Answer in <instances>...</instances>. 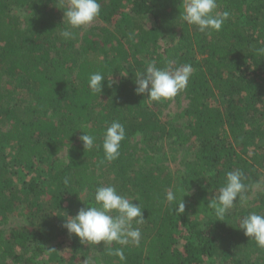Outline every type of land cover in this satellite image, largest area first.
<instances>
[{
	"label": "trees",
	"instance_id": "16d2710c",
	"mask_svg": "<svg viewBox=\"0 0 264 264\" xmlns=\"http://www.w3.org/2000/svg\"><path fill=\"white\" fill-rule=\"evenodd\" d=\"M99 3L105 25L65 39L67 0H0V225L15 213L27 221L0 229V264H264V248L238 227L248 213L264 214V191H253L264 177V56L255 54L264 47V0H217L230 15L209 33L182 22V0ZM17 7L27 10L23 19ZM152 60L170 70L190 65L187 88L163 102L136 94L135 76ZM95 72L106 79L101 93L88 86ZM172 101L183 126L157 114ZM113 121L125 139L107 161L102 136ZM81 126L96 138L91 150ZM164 140L189 146L193 158L169 170L156 158ZM236 170L244 202L216 220L208 201ZM108 185L138 199L139 246L82 244L61 226ZM178 187L190 193L182 214L165 203ZM120 248L124 260L110 254ZM47 251L56 260H44Z\"/></svg>",
	"mask_w": 264,
	"mask_h": 264
},
{
	"label": "clouds",
	"instance_id": "9594fccd",
	"mask_svg": "<svg viewBox=\"0 0 264 264\" xmlns=\"http://www.w3.org/2000/svg\"><path fill=\"white\" fill-rule=\"evenodd\" d=\"M101 4L99 0H67L64 9L63 22L67 27L60 33L65 38H74V29L90 25L99 15ZM229 12H219L217 0H182L180 17L183 23L194 26L200 33L220 31L224 22L229 18ZM255 54L264 56V47L255 49ZM170 63V62H169ZM192 74L190 65H183L170 70L168 67H158L155 60L147 62L145 69L136 74V94H147L149 102H163L174 98L187 88ZM105 76L101 72L90 74L88 86L93 93H101ZM115 83V81H111ZM110 83V86H111ZM85 134L79 139L85 149L95 146V136L85 131V126L79 127ZM125 139V128L118 122H111L103 132L102 149L104 158L113 161L120 156L121 142ZM244 174L240 170L226 173L223 185L218 194L208 201L207 208L212 210L216 220L223 221L237 200L244 202ZM69 184L68 178L64 180ZM190 194L182 188L169 190L165 194V203L175 205L174 210L184 213L183 197ZM94 205L81 207L73 215L63 217L62 227L69 235H75L82 244L98 245L101 242L111 245L113 242L122 246H139L141 229L134 225L144 223L142 208L137 198H128L118 192L113 185L98 186L94 192ZM86 205V204H85ZM238 227L244 235L253 239L259 248H264V214L250 212L242 217ZM114 254L124 260L123 249H116Z\"/></svg>",
	"mask_w": 264,
	"mask_h": 264
},
{
	"label": "rangeland",
	"instance_id": "374dc122",
	"mask_svg": "<svg viewBox=\"0 0 264 264\" xmlns=\"http://www.w3.org/2000/svg\"><path fill=\"white\" fill-rule=\"evenodd\" d=\"M12 13L17 15L20 19H23V17L27 13V10L22 7H17V8H13ZM143 23L152 25L150 18H146L145 20H143ZM104 25H105L104 22L96 18L90 25L81 28V34H85L86 32H89L90 30L96 29ZM22 99H29V97L28 95L23 93ZM181 100H182L181 101L182 106L186 105L187 100L183 96H181ZM180 110H181V107L175 101H172L167 106L158 110L157 114L159 118H161L162 120L169 121L178 126H183L185 123V120L179 119V117L177 116ZM132 143L138 147L142 146L143 145L142 135L138 134L137 136L133 137ZM59 157L63 160L65 159L64 150L59 154ZM156 158H158V162L160 164L166 166L169 170H174L175 168H183L185 165V162L193 158V153L189 146L182 147L173 141L164 140L160 143V149L156 153ZM253 191L254 193L258 191H264V177L263 176H261L259 180L255 183L253 187ZM26 224H27L26 219L18 215L17 213H15L9 217L8 223L6 225H0V229L4 230V232L7 233L10 228L20 227ZM53 242H55V239H51L47 243V245H51L53 244ZM43 258L47 262H53L54 260H56V256H54L51 253V251H47L44 254Z\"/></svg>",
	"mask_w": 264,
	"mask_h": 264
}]
</instances>
